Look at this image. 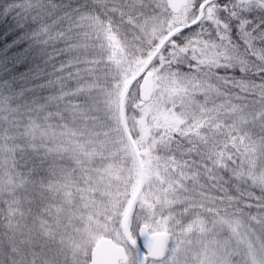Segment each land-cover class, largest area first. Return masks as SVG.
<instances>
[{
  "label": "snow or ice",
  "instance_id": "1",
  "mask_svg": "<svg viewBox=\"0 0 264 264\" xmlns=\"http://www.w3.org/2000/svg\"><path fill=\"white\" fill-rule=\"evenodd\" d=\"M7 16L0 264H264V0H0Z\"/></svg>",
  "mask_w": 264,
  "mask_h": 264
},
{
  "label": "trees",
  "instance_id": "2",
  "mask_svg": "<svg viewBox=\"0 0 264 264\" xmlns=\"http://www.w3.org/2000/svg\"><path fill=\"white\" fill-rule=\"evenodd\" d=\"M19 29L15 28V20L11 16H7L3 19H0V50L6 52L10 45L9 37L15 39V37L19 34ZM39 59L32 58L25 65L17 66L13 71H23L25 67L30 66L33 63H39ZM13 72L0 74V80H11ZM13 88H19V83H13ZM48 89L43 88L32 93H29V96H37L39 99L43 100V98L47 95Z\"/></svg>",
  "mask_w": 264,
  "mask_h": 264
},
{
  "label": "water",
  "instance_id": "3",
  "mask_svg": "<svg viewBox=\"0 0 264 264\" xmlns=\"http://www.w3.org/2000/svg\"><path fill=\"white\" fill-rule=\"evenodd\" d=\"M97 249L102 255H107L110 249L108 248L107 238H101L97 243Z\"/></svg>",
  "mask_w": 264,
  "mask_h": 264
},
{
  "label": "rangeland",
  "instance_id": "4",
  "mask_svg": "<svg viewBox=\"0 0 264 264\" xmlns=\"http://www.w3.org/2000/svg\"><path fill=\"white\" fill-rule=\"evenodd\" d=\"M101 238H106V237L100 236V237L98 238V240L96 241V243H97Z\"/></svg>",
  "mask_w": 264,
  "mask_h": 264
}]
</instances>
